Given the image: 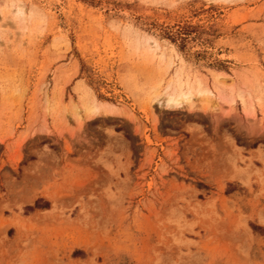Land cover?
I'll return each instance as SVG.
<instances>
[{"label":"rangeland","instance_id":"1","mask_svg":"<svg viewBox=\"0 0 264 264\" xmlns=\"http://www.w3.org/2000/svg\"><path fill=\"white\" fill-rule=\"evenodd\" d=\"M0 264H264V0H0Z\"/></svg>","mask_w":264,"mask_h":264},{"label":"bare ground","instance_id":"2","mask_svg":"<svg viewBox=\"0 0 264 264\" xmlns=\"http://www.w3.org/2000/svg\"><path fill=\"white\" fill-rule=\"evenodd\" d=\"M222 80L224 79H222L221 76H216V80H215L216 83L214 84V87L211 88L210 86L207 85V83H205L201 79L196 82H192L188 78L184 79L182 77H178L175 84H171L168 86L167 91L164 94L163 100L161 99L162 104H164L167 107H172L177 109V108H182L184 106H192L196 100H200V99H202V101L205 100L208 101L213 97H218L219 99L225 100L224 98L226 97V95H224L225 90L223 87H225L224 84L226 83H224V81L226 79L223 82ZM227 98H226L227 102L231 104L234 103L235 101L234 96L232 97L231 95V97H227ZM84 109L86 114H89L90 116L91 115L95 116L98 114H116L119 113L120 111V109L117 108L116 106L98 100L88 101Z\"/></svg>","mask_w":264,"mask_h":264}]
</instances>
